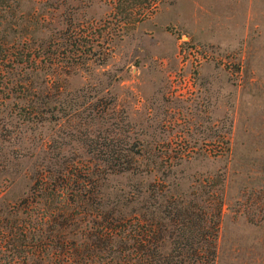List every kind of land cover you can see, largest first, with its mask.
Masks as SVG:
<instances>
[{"label": "rangeland", "instance_id": "374dc122", "mask_svg": "<svg viewBox=\"0 0 264 264\" xmlns=\"http://www.w3.org/2000/svg\"><path fill=\"white\" fill-rule=\"evenodd\" d=\"M5 34L31 62L0 105V264H61L38 241L79 231L35 182L77 162L118 208L221 187L214 264H264V0H20Z\"/></svg>", "mask_w": 264, "mask_h": 264}, {"label": "trees", "instance_id": "16d2710c", "mask_svg": "<svg viewBox=\"0 0 264 264\" xmlns=\"http://www.w3.org/2000/svg\"><path fill=\"white\" fill-rule=\"evenodd\" d=\"M19 3L0 0V105L18 84L16 68L31 62L29 54H13L3 41L6 28L12 30L16 24ZM107 157L108 162L103 160L110 165L103 169L106 174L133 171L126 155ZM46 171L35 182L41 221L47 230L49 222L62 229L76 227L80 235L78 240L63 241L57 233L47 232L38 241L44 248L61 249V264H214L223 206L221 187L205 180L198 188L210 186L205 189L206 197L193 191L189 198L179 193L159 202L154 193L163 190L150 186L147 191L153 201L136 207L131 200L118 208L120 201L109 204L103 200L105 192L95 184L94 166L77 162L68 163L62 171ZM125 205L130 208L123 211ZM83 217V226L76 225Z\"/></svg>", "mask_w": 264, "mask_h": 264}, {"label": "built area", "instance_id": "2783aa9c", "mask_svg": "<svg viewBox=\"0 0 264 264\" xmlns=\"http://www.w3.org/2000/svg\"><path fill=\"white\" fill-rule=\"evenodd\" d=\"M185 38L183 37V40H182V42L181 43H185V40H184ZM181 49H182V47H181ZM184 51H185V48L183 49ZM189 51H192L191 49H188ZM192 52H194V51H192ZM179 80V79H178ZM186 83H188V86H190L191 87V85H192V81H191V79L190 78H186L185 80H184ZM179 86H175V89H179L178 88ZM180 92V91H179Z\"/></svg>", "mask_w": 264, "mask_h": 264}]
</instances>
